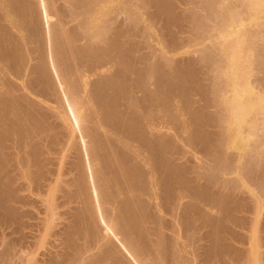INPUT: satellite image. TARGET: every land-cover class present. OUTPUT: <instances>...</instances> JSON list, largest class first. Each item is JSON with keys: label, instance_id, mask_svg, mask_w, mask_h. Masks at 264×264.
<instances>
[{"label": "bare ground", "instance_id": "bare-ground-1", "mask_svg": "<svg viewBox=\"0 0 264 264\" xmlns=\"http://www.w3.org/2000/svg\"><path fill=\"white\" fill-rule=\"evenodd\" d=\"M263 3L0 0V264H264Z\"/></svg>", "mask_w": 264, "mask_h": 264}, {"label": "rangeland", "instance_id": "rangeland-1", "mask_svg": "<svg viewBox=\"0 0 264 264\" xmlns=\"http://www.w3.org/2000/svg\"><path fill=\"white\" fill-rule=\"evenodd\" d=\"M264 4V3H263ZM262 4V5H263ZM264 6V5H263ZM182 8H185V7H183V5H182ZM208 21H210V20H208ZM153 22H155V21H153ZM157 22V21H156ZM155 22V23H156ZM153 24V25H156V24ZM144 24V23H143ZM210 24H211V21H210ZM240 25H236L234 28H237V27H239ZM205 35V34H204ZM188 36H190V35H188ZM208 36V35H207ZM197 36H195L194 38H196ZM207 39H208V37H206V35L204 36V37H200V39H198V40H196V39H194L195 41H197V42H200V43H206V41H207ZM155 42V41H154ZM193 42V41H192ZM196 42V43H197ZM156 43V42H155ZM154 43V44H155ZM196 43H187L186 44V46H185V48H180L181 50H179L178 49V51L177 52H175L172 56L175 58H177V57H181V56H186V57H189L188 55H192L191 54V52H192V50H193V48H195L196 46H194V45H196ZM191 44V45H190ZM188 45V46H187ZM193 45V46H192ZM184 46V45H183ZM190 46V47H189ZM188 48V49H187ZM191 48V49H190ZM190 52V53H189ZM193 53V52H192ZM196 54H194V56H195ZM193 56V55H192ZM193 56V57H194ZM197 56V55H196ZM195 56V57H196ZM200 57V56H199ZM196 58H198V56L196 57ZM250 59L247 55H245L244 57H243V59ZM258 89V90H257ZM260 87L258 88V86L256 87V85H253V84H249V85H247L246 87H245V90L242 92V95L244 96V97H246V96H250L251 94H254V93H260V92H262V93H260L261 94V97H263L264 98V93H263V91H260ZM263 95V96H262ZM234 104H236V102H234ZM248 110V107H246V106H242V111H247ZM259 117H261L262 119H264V112H262V113H260V115H259ZM243 119H242V122L240 123V125H242V128H244V127H246V123L248 122V120L250 119V116L248 115V114H246V115H244V117H242ZM243 121H245V122H243ZM255 136H252V139H254L255 138V140H260V139H262L261 141L264 143V126H261V128L259 127L258 128V130L255 132V134H254ZM184 138V137H183ZM182 138V139H183ZM184 139H187V137L186 138H184ZM183 139V140H184ZM251 139V137H248V138H246V139H244V143L246 142V141H248V140H250ZM182 140V141H183ZM189 140V139H188ZM187 140V141H188ZM181 141V143L180 144H182V147L183 148H186L188 151H191L192 153H193V151H192V149H189V143H188V145L187 144H185L186 146H184V143H187V141H184V143ZM188 146V147H187ZM198 157H200L201 158V156L200 155H198ZM234 176H236V175H234ZM205 180H203V182H204ZM249 186V185H248Z\"/></svg>", "mask_w": 264, "mask_h": 264}]
</instances>
